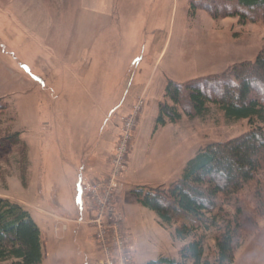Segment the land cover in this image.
I'll return each instance as SVG.
<instances>
[{
    "label": "rangeland",
    "instance_id": "obj_1",
    "mask_svg": "<svg viewBox=\"0 0 264 264\" xmlns=\"http://www.w3.org/2000/svg\"><path fill=\"white\" fill-rule=\"evenodd\" d=\"M205 2L0 0V99L7 103L0 112V196L18 202L39 226L44 243L41 264H53L55 240L51 218L39 211L49 209L48 200L40 196L49 180L40 175L41 157L43 165L49 164L55 147L68 153V143L71 149L83 150L95 143L109 146L104 157L110 169L123 120L130 114L133 127L118 201L131 264H145L160 255L179 258L189 238L178 239L173 227L160 224L152 212L133 203L132 189L166 187L180 177L198 149L234 138L249 124L246 119H226L213 103L203 115L188 116L191 107L183 96L178 105L181 118L153 130L157 101L172 103L163 97L168 79L185 83L221 73L234 63L253 60L264 43L260 9L214 0L217 11L231 15L213 18ZM95 160L93 155L84 159L88 166ZM262 174L259 183L246 185L237 196L245 218L231 264H264ZM88 177L82 182L94 176ZM81 196L78 190L65 196L68 202L73 199L69 216L77 220L86 217L79 211L80 199L88 206V216L93 207L86 190ZM88 216L83 222L96 241ZM78 225V234L67 235L70 257L75 258L80 250L93 247L86 239V226ZM213 237L212 229L205 231V255L210 259L215 254ZM101 255L100 251L96 264ZM185 264L194 263L187 259Z\"/></svg>",
    "mask_w": 264,
    "mask_h": 264
},
{
    "label": "trees",
    "instance_id": "obj_2",
    "mask_svg": "<svg viewBox=\"0 0 264 264\" xmlns=\"http://www.w3.org/2000/svg\"><path fill=\"white\" fill-rule=\"evenodd\" d=\"M212 1L206 0L204 8L213 18L231 15L217 11ZM225 1L258 8L264 19V0ZM239 16L244 19V14ZM183 96L191 107L186 110L188 116L203 115L208 103H213L226 119H246L249 129L198 149L185 162L180 177L166 187L132 189L136 201L152 210L160 224L173 227L175 237L189 238L179 258L160 255L147 264H185L187 259L194 264H231L245 218L237 196L246 185L259 183L264 173V43L253 60L234 63L221 73L185 83L168 79L163 97L172 103L159 102L153 130L181 118L178 105ZM6 108L0 99V112ZM209 229L214 231L212 259L204 248ZM42 253L40 228L30 213L18 202L0 196V264H40Z\"/></svg>",
    "mask_w": 264,
    "mask_h": 264
},
{
    "label": "crops",
    "instance_id": "obj_3",
    "mask_svg": "<svg viewBox=\"0 0 264 264\" xmlns=\"http://www.w3.org/2000/svg\"><path fill=\"white\" fill-rule=\"evenodd\" d=\"M158 104L159 102L157 101L155 107V110L157 112H158ZM155 117L153 118L155 119ZM166 125L167 123L163 126H159V128L156 130L159 129L162 130V128L165 127ZM51 128L52 126L50 125L49 129L51 130ZM136 135L137 133L135 134L134 137L135 139L133 142V148L126 169L129 166L134 151ZM68 144L69 147L67 146L68 148L67 147L66 148L68 151L70 150L69 152L67 151L69 154L66 153V151H62L63 150L62 147L60 146L58 148L55 147L53 152L55 153L56 151L57 154L56 156L54 155V153L50 155L51 161L49 164L44 163L43 165L42 162L43 158L41 157V165L39 169L40 175L42 177L48 176L49 180L47 183H45V189L42 190L43 192L46 193L45 194L40 193V196L43 198L45 197L48 200L49 209H39V211L44 213L49 218H51L52 232H53V237L55 239L52 244V259L54 260L53 264H96V260L99 255V251L96 246V241L94 239L92 229L83 222L89 214L87 209L88 206L84 204L83 199H80V202L78 204L80 206L79 211L82 212L83 214L85 213L86 217L84 220L83 219L77 220L75 218H72L69 216L71 215V212H69V210L73 209V206L75 205L73 199L72 202H68L65 199V196L67 195L68 191L73 192V190H78L80 192L79 187L85 177L89 179L88 176L91 177V175H93L94 177H92L91 180L92 179L94 180L106 175L109 169V164L107 162V157L105 158L104 156L107 152L106 149L109 150V146L106 145L94 146L95 143H93L91 145L92 147L89 148L88 145L86 149L83 150L82 148L79 149V147L77 149L76 148L73 149L74 148L73 146L71 149V143ZM83 147H85V145ZM89 155H93V157L96 160L93 162V165L88 166L87 163H85L84 159ZM102 157H104L105 159H102ZM58 175L62 177L58 178L57 177ZM170 182H172V180ZM39 190L41 191V189ZM133 201H134L133 203H137L141 205L136 201V199ZM53 207L57 208L62 213L53 209ZM141 209L147 212H152L155 215V217H157L152 210L142 205H141ZM78 223L86 226V230L88 231L87 233H89V236L86 234V239H88L89 242L93 243V247L91 246L87 249L80 250V255L78 256L80 259L75 258L74 256L70 257V253H69L71 247L70 239H67V235L70 231L72 233L74 232L75 235L78 234L77 230H79L80 227ZM42 247H44L43 242H42ZM76 259L78 261H76ZM147 261L145 264H147Z\"/></svg>",
    "mask_w": 264,
    "mask_h": 264
},
{
    "label": "built area",
    "instance_id": "obj_4",
    "mask_svg": "<svg viewBox=\"0 0 264 264\" xmlns=\"http://www.w3.org/2000/svg\"><path fill=\"white\" fill-rule=\"evenodd\" d=\"M133 114L123 120L116 150L112 158V167L106 177L81 183L80 190L91 197L93 207L88 216L94 223L95 238L102 257L99 264H131V256L127 247V238L122 233L123 215L118 201L122 180L121 168L124 167V156L132 133ZM99 251V252H100Z\"/></svg>",
    "mask_w": 264,
    "mask_h": 264
}]
</instances>
